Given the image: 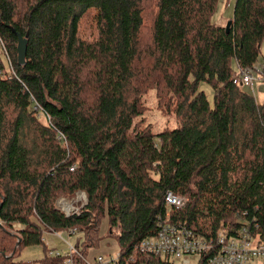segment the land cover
Segmentation results:
<instances>
[{
	"label": "trees",
	"instance_id": "obj_1",
	"mask_svg": "<svg viewBox=\"0 0 264 264\" xmlns=\"http://www.w3.org/2000/svg\"><path fill=\"white\" fill-rule=\"evenodd\" d=\"M145 1L0 0V264H25L32 245L64 264L43 236L68 231L86 264L104 219L115 264H173L140 249L164 218L206 237L246 224L264 242V102L234 82L259 62L264 0H234L228 30L211 22L218 0H153L148 37ZM149 89L175 99V127L138 122ZM77 191L85 204L64 214L57 198ZM169 191L182 208L165 206Z\"/></svg>",
	"mask_w": 264,
	"mask_h": 264
},
{
	"label": "built area",
	"instance_id": "obj_2",
	"mask_svg": "<svg viewBox=\"0 0 264 264\" xmlns=\"http://www.w3.org/2000/svg\"><path fill=\"white\" fill-rule=\"evenodd\" d=\"M0 45H3L1 40ZM263 75L264 64L256 62L252 67L237 72L234 82L239 86H250L253 89L254 79ZM58 138L63 139L61 135ZM85 195L84 191H77L71 199L61 196L57 198L55 205L66 215L76 213L85 204ZM164 200L167 208H182L186 202L184 196L176 195L171 191L165 194ZM157 222L155 233L140 242V249L145 253L160 256L171 262L179 259L183 264L190 262L189 259L184 258L190 254L204 255L207 259L206 264H254L258 260H264V242L246 224L238 229L221 227L214 236L206 237L194 232L185 224L174 222L169 218ZM50 233L64 241L62 234L69 235L75 232ZM64 242L67 248L65 252L49 249V255L64 256V264H75L71 259V253L75 251L74 244L70 241ZM117 257L118 252L115 255L99 252L93 257L88 254L86 264H115Z\"/></svg>",
	"mask_w": 264,
	"mask_h": 264
},
{
	"label": "rangeland",
	"instance_id": "obj_3",
	"mask_svg": "<svg viewBox=\"0 0 264 264\" xmlns=\"http://www.w3.org/2000/svg\"><path fill=\"white\" fill-rule=\"evenodd\" d=\"M233 3L234 0H218L217 7L215 8L214 13L211 15V22L215 25L225 26L227 22L230 20V17L232 16ZM144 5H146V8L142 13V17H143L142 34L148 37L152 31L151 24L156 9L153 4V0H146L144 2ZM91 17H92V13L87 12L82 20V28L80 30V35L85 40H92L96 35V30L93 23L91 22L92 21ZM263 56H264V37L260 43V53L258 57L259 60L258 63L262 62ZM198 88L205 91L208 100L212 103L213 89L211 88V86L206 82L202 81L199 83ZM243 88L245 89V91H248L250 93L252 92V94L254 95V97L258 102L261 103L264 102V78L262 76H258L257 78L254 79L253 89H251L250 86H243ZM141 102L143 104L142 115L138 117L137 120L138 122L140 121L142 126H146V125H147L146 127L150 126L152 131L156 133L168 127L169 128L175 127L178 124L179 120L174 112L175 99L172 96H170V94H167L164 100H159L156 95V90L149 89L141 96ZM38 116L40 122L46 123L45 118L42 116V114L39 113ZM73 197L74 194L72 197L69 198L71 199ZM105 221L106 219L103 220V223L100 226L101 228L100 234L103 236L100 240L99 246L100 248L103 246L109 247L108 251L110 252L108 253L115 255L118 252L117 250L118 244L115 238H113V235L110 236L104 235L106 231ZM79 236L80 234H78V236L77 234L70 236L67 234H62L63 240L70 241L72 244H75L77 237ZM41 255L43 256V247L41 245H32V246L24 247L20 252L19 258H21V260L25 264H39L36 263L35 260H38L40 262V259L42 258ZM184 258L189 259L190 262L188 264H196L199 260V254L186 255ZM173 264H183V263L179 259H176L173 261ZM254 264H264V260H258Z\"/></svg>",
	"mask_w": 264,
	"mask_h": 264
},
{
	"label": "crops",
	"instance_id": "obj_4",
	"mask_svg": "<svg viewBox=\"0 0 264 264\" xmlns=\"http://www.w3.org/2000/svg\"><path fill=\"white\" fill-rule=\"evenodd\" d=\"M43 240L49 249L59 250L61 252H65L67 250V248L65 246V242L62 241L61 239L57 238V236H55V234H53V233H50V232L44 233ZM108 249H109V247L103 246L100 248V246H99L98 249L90 251L89 256L93 257L96 253H99V252L107 254L108 252H110V251H108ZM109 254H111V253H109ZM17 257L18 258L20 257V253ZM19 259H21V258H19ZM35 261H36V263L43 264L41 261L40 262L38 260H35Z\"/></svg>",
	"mask_w": 264,
	"mask_h": 264
},
{
	"label": "water",
	"instance_id": "obj_5",
	"mask_svg": "<svg viewBox=\"0 0 264 264\" xmlns=\"http://www.w3.org/2000/svg\"><path fill=\"white\" fill-rule=\"evenodd\" d=\"M231 23V20H229L227 22V24L225 25V29L228 30V27ZM25 49H26V45L24 43H20L19 44V60L20 62H23V58H24V54H25ZM20 240L17 241V244L19 243Z\"/></svg>",
	"mask_w": 264,
	"mask_h": 264
}]
</instances>
